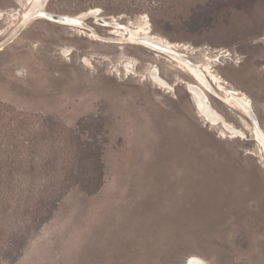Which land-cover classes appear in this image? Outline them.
<instances>
[{
  "label": "rangeland",
  "instance_id": "rangeland-1",
  "mask_svg": "<svg viewBox=\"0 0 264 264\" xmlns=\"http://www.w3.org/2000/svg\"><path fill=\"white\" fill-rule=\"evenodd\" d=\"M29 5L0 0V41ZM92 8L121 23L148 15L193 60L217 63L263 127L264 0L48 4L55 14ZM87 23L115 36L92 17ZM75 28L36 19L0 51V264H153L171 256L164 243L179 235L181 208L204 214L226 194L247 198L252 234L251 216L264 214V160L251 123L241 128L238 114L206 91L244 134L210 122L187 89L201 86L191 73L142 46Z\"/></svg>",
  "mask_w": 264,
  "mask_h": 264
},
{
  "label": "bare ground",
  "instance_id": "bare-ground-1",
  "mask_svg": "<svg viewBox=\"0 0 264 264\" xmlns=\"http://www.w3.org/2000/svg\"><path fill=\"white\" fill-rule=\"evenodd\" d=\"M49 1L50 0H30L29 7H27V10L22 13L21 19L18 22L16 32L8 39L0 41V51L2 50L3 46H5L7 42L14 38L19 31L24 29L27 24L40 18L50 20L51 22L56 24L70 26V28H80L84 30L85 33H88L92 40H122L123 42L118 44H123L125 43L124 41H126L131 44L133 43L142 46L146 48L147 51L153 53L154 57L165 58L167 59V61L172 62L176 67H179V69H181L182 71L189 72L195 77V79L200 83L201 86L189 83L187 85V89L192 94L193 100L199 112L210 122H220L228 131L234 132L239 135L244 134L243 131L235 128V125L233 123L225 121L226 119L213 108L214 104L212 101H210V98L206 91L219 99L221 101V104L230 112L234 111L238 114L241 123H243L239 124L241 128H245L246 126L248 128L249 121L251 123L254 139L260 146L259 151L264 160V125L262 127L258 121L257 115L253 114L255 112L253 101L249 97V95H247L242 89H240L232 82V79L229 76L219 70L217 63L215 64L212 62H205L203 60H193L190 56L191 48H189V46H184L186 45L185 43L172 41L157 32L153 27V24L151 23L148 15L140 17L139 20H126L125 23H121L119 22V19H106L105 17L99 15L101 11L97 8H92L86 11V13L77 15L55 14L48 11ZM55 15L56 18H54ZM91 17L95 24L109 27L111 33H114L115 36H101L93 26L87 23V20ZM11 22L12 24L14 23L13 21ZM122 48L125 49V47L123 46H120L118 49ZM151 77L155 81L162 84L161 86L157 84L160 90L166 92L169 91L168 87H164L165 85H167V83L163 79H161L155 73V71L151 72ZM198 116L200 115L198 114ZM223 134L225 135V138L236 137V135L233 133H229V135H226V132H223ZM185 264L210 263L199 256L189 255L185 258Z\"/></svg>",
  "mask_w": 264,
  "mask_h": 264
},
{
  "label": "crops",
  "instance_id": "crops-1",
  "mask_svg": "<svg viewBox=\"0 0 264 264\" xmlns=\"http://www.w3.org/2000/svg\"><path fill=\"white\" fill-rule=\"evenodd\" d=\"M104 186L103 183L101 190ZM251 217L255 230L249 235L247 198H232L230 194L213 198L211 210L204 214L181 208L179 235L164 243L171 256L154 258L153 264H185L189 255L199 256L210 264H264V214Z\"/></svg>",
  "mask_w": 264,
  "mask_h": 264
},
{
  "label": "water",
  "instance_id": "water-1",
  "mask_svg": "<svg viewBox=\"0 0 264 264\" xmlns=\"http://www.w3.org/2000/svg\"><path fill=\"white\" fill-rule=\"evenodd\" d=\"M54 18H56V15L54 16Z\"/></svg>",
  "mask_w": 264,
  "mask_h": 264
}]
</instances>
